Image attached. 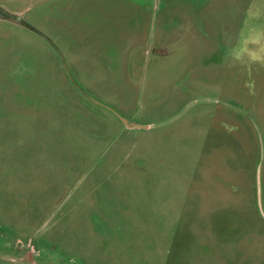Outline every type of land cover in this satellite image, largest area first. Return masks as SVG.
I'll use <instances>...</instances> for the list:
<instances>
[{
	"label": "rangeland",
	"instance_id": "rangeland-1",
	"mask_svg": "<svg viewBox=\"0 0 264 264\" xmlns=\"http://www.w3.org/2000/svg\"><path fill=\"white\" fill-rule=\"evenodd\" d=\"M0 264H264V0H0Z\"/></svg>",
	"mask_w": 264,
	"mask_h": 264
},
{
	"label": "crops",
	"instance_id": "crops-1",
	"mask_svg": "<svg viewBox=\"0 0 264 264\" xmlns=\"http://www.w3.org/2000/svg\"><path fill=\"white\" fill-rule=\"evenodd\" d=\"M161 5V4H160ZM167 52H168V50H161V51H159L158 49H154V51H153V56L154 57H158V56H165L166 54H167ZM117 72H118V70H117ZM95 110H97L96 108H94ZM99 111V110H98Z\"/></svg>",
	"mask_w": 264,
	"mask_h": 264
}]
</instances>
